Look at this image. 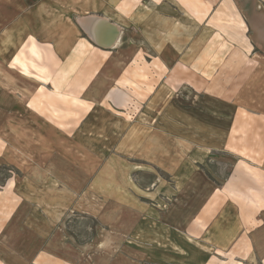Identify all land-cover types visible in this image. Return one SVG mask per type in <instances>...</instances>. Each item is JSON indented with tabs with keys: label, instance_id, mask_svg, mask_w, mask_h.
<instances>
[{
	"label": "rangeland",
	"instance_id": "rangeland-1",
	"mask_svg": "<svg viewBox=\"0 0 264 264\" xmlns=\"http://www.w3.org/2000/svg\"><path fill=\"white\" fill-rule=\"evenodd\" d=\"M105 1L0 0L2 67L28 33H35L34 35L39 39L56 41V44L59 42L65 48L75 42L85 43L83 47L82 44H78L77 47L80 49L73 57L81 63L79 68L89 76L98 71L96 79L91 84V86L95 84L92 88L96 91L91 96L88 95L89 92L85 94L86 103L75 97L69 99L63 97L60 101L84 106L86 117L93 124L98 125L97 128H90L91 135L107 136L112 132L121 134L128 127L126 123L137 121L141 126L144 125L146 128L149 126L150 130L169 133L168 147L174 152L175 138L172 136L175 130L191 129L192 124L201 127L199 122L206 121V117L201 112L202 108L214 110L216 103L210 102L208 93H192L186 87L180 88L177 93L178 86L174 85V81L178 74L181 76L186 73L177 74L176 69H172L171 66L189 65L192 71L190 75H194L195 79L206 85V92H212L217 87L232 82L235 73L240 71L237 66L245 67L248 66L250 58L264 57L255 55L254 51L258 49L249 45L251 40L249 22L252 26L257 24L261 28L264 27V19H257L259 16L255 14L264 12V0H231L246 23V30L243 32L235 27L218 25L215 21L221 16L219 12L230 14L229 8L223 5L226 0L212 2L210 0H121V3L130 10L133 7L142 10L137 12L140 16L138 22L133 18V21L121 29L110 54L101 51L108 49L99 48L82 25V21L88 16L85 11L100 8ZM118 1L111 0L114 3ZM161 1L167 3L165 7L168 9L164 7L160 9L159 5H155ZM161 12L169 17L158 16L157 13ZM244 21L240 23L244 25ZM9 32L11 38L7 39ZM259 34L261 37H257L258 42L263 44L264 31ZM240 39H244L243 42H240ZM88 42L94 46L92 47ZM35 44L36 41L26 40L25 45L18 51V56L29 60L27 66L36 72L41 69L38 66L35 68L34 65L44 66L46 70L42 75H49L48 78L44 77L48 80L52 72L49 68L51 61L47 50L51 44H43V50L34 49ZM249 71V68L243 69L244 74ZM18 77L21 86H28L27 82ZM120 85L129 88L134 100L131 108L129 105L125 110H113L107 99L103 97V93L110 86ZM43 90L44 85L38 88L39 93ZM112 91L111 95L121 98L120 106H125V102L131 101V96L119 92L116 88ZM9 104V101H5L4 106L7 108ZM11 110L4 111L7 114V124L13 123L8 115ZM180 111L191 115L178 120ZM53 113L60 114L56 110H53ZM196 116L199 122L194 119ZM2 120L3 118L0 117V125ZM28 122V119H23L21 123L23 130L16 134V137L15 133L11 134L9 131L3 135L8 144L14 145L16 141L19 144L23 143L18 155L14 149L6 150L4 140L0 142V262L2 264H135L125 258V255H113L112 247L117 245L118 241L116 236H108L106 230H97L102 242L93 245L96 234L94 231L102 223L100 218L111 216L114 221L118 213L116 207H111L107 212L103 205L106 203L105 194L109 192L66 191V188L82 189L81 182L87 179L78 168L80 151H83L81 146L74 142L71 145V153L68 154L73 157L70 164L63 157H57L50 168L47 160L51 155L56 154V147L48 146L46 139H50L54 131L43 129L30 132L24 128H27L25 123ZM141 126L138 130H142ZM33 142H40L39 146H32ZM115 144L113 140L87 144V153L82 152V155L89 164L90 173L104 163L107 164L108 156L113 155ZM112 157H115V161L110 159V165H123L129 162L128 157L121 159ZM173 157L175 159V155ZM169 158L170 163L174 161L171 160V156ZM39 159L45 160L41 168L35 165V161ZM65 164L67 168L69 165L72 166L68 170V176L52 177L53 174H57L56 170H62ZM216 165L222 167L223 173L230 168L228 163ZM153 174L155 172L151 173L148 170L137 172L134 174V179L138 188L125 191L133 194L134 191L137 192L142 206L161 209L168 202L156 203L147 196L146 187L155 180ZM165 175L168 173L166 172ZM108 177L115 178L116 175L109 174ZM128 211H125L127 216L133 218L132 212L129 214ZM127 255L146 262L144 264L152 262V256L148 252L132 250L127 252Z\"/></svg>",
	"mask_w": 264,
	"mask_h": 264
},
{
	"label": "crops",
	"instance_id": "crops-1",
	"mask_svg": "<svg viewBox=\"0 0 264 264\" xmlns=\"http://www.w3.org/2000/svg\"><path fill=\"white\" fill-rule=\"evenodd\" d=\"M162 3L164 2L155 5H159L160 9H168L165 7L167 3H164V6ZM223 5L229 8L230 14L219 12L221 16L215 20L217 24L238 28L240 32L245 31L246 23L231 0L224 1ZM139 10L142 9H128L121 0L115 3L106 0L100 8L85 11L88 16L84 18L82 25L89 35L90 32L96 33L102 26L106 29L107 24L114 25L119 33L133 18L138 22ZM157 14L160 17H169L164 12ZM255 14L259 16L257 19H264L263 11ZM241 21L245 24H241ZM102 22H105L106 26ZM249 25V45L258 49V52L254 51L255 55L264 56V43L258 42L261 37L259 33H263L264 27L261 28L257 24L252 26L251 22ZM27 40L36 41L34 49L37 50H43V44H51L47 52L50 55L49 68L52 73L47 80L44 77L48 78L49 75H42L46 70L44 66L34 65L35 68L38 66L41 69L36 72L27 66L29 60L18 56V53L11 61V66L36 76L40 82L27 79L9 69L8 63L3 67L0 63V117L3 118L0 125V142L8 131L15 133V137L21 133V123L23 119H28L25 130L54 131L50 139H46L48 146L56 147V154L47 160L50 168L57 157H63L70 164L73 157L68 154L71 153V145L74 142L81 146L83 151H80L78 168L87 179L81 182V190L66 188V191L109 192L105 194L106 203L103 205L107 212L111 207L118 210L114 221L111 216L100 218L102 223L94 231L96 234L93 245L102 242L97 230L103 229L107 231L108 236H116L118 241V246L115 244L112 247L113 255H125V258L135 264L146 262L127 255V252H148L152 256V262L147 264H264V57H253L249 59L248 66H237L240 71L235 73L232 82L223 84L224 86L221 85L212 92H206V85L195 79L194 75H190L192 71L189 65L171 66L176 69L177 74L186 73L181 76L178 74L176 80L174 79V85L178 86L177 93L180 88L186 87L192 93H208L210 102L216 103L214 110L202 108V115L206 117L204 123L199 122L197 116L194 118L201 123V127L192 124L191 129L175 130L172 136L175 138L173 152L172 148L168 147L169 133L150 130L149 126H141L137 121L126 123L128 127L121 134L112 132L107 136L91 135L90 128H97L98 125L86 117L84 106L60 101L63 97H75L85 102V94L89 92L88 95L91 96L96 91L92 88L95 84H91L98 71L89 76L79 68L81 63L73 57L80 49L77 46L82 44L81 41L65 48L52 40ZM243 40L240 39V42ZM115 44L116 42L105 47L108 50H100L108 54ZM96 45L105 49L97 42ZM245 68L250 69L246 74L243 72ZM18 76L27 82L28 86H21ZM41 85H44V90L39 93L38 88ZM113 88L131 96L126 86H110L103 93L110 108L125 110L129 105L131 108L133 96L131 101L125 102V106H120L121 98L111 95ZM5 101L10 102L7 108L4 106ZM6 109H12L7 112L13 123L7 124V114L4 113ZM53 110L60 114L53 113ZM187 115L191 113L180 111L178 120ZM140 126L142 130H138ZM109 140L116 142L113 155L108 156L106 165L104 163L90 173L89 164L83 159L82 152L87 153L89 143H104ZM3 142L6 143V150L14 149L16 155L23 148L22 142L19 144L16 141L14 145L8 144L7 139ZM39 143L33 142L32 146H39ZM172 155H175V159ZM112 156L118 159L128 157L129 162L110 165V159L115 161ZM170 156L171 160H174L171 163ZM226 156L229 158H225ZM220 163H228L229 170L223 173L222 167L216 165ZM43 164L44 159L35 161V165L40 168ZM68 168L65 164V167L56 170L57 174L52 177L68 176V170L72 166L69 165ZM143 170L155 172V180L146 187V191L150 200L156 203L168 202L161 209L144 207L137 192L134 191L133 194L131 191H125L138 188L134 174ZM63 172L65 174H62ZM166 172L169 176L165 175ZM109 174L116 177H108ZM125 211L129 214L132 212L133 218L128 217Z\"/></svg>",
	"mask_w": 264,
	"mask_h": 264
},
{
	"label": "water",
	"instance_id": "water-1",
	"mask_svg": "<svg viewBox=\"0 0 264 264\" xmlns=\"http://www.w3.org/2000/svg\"><path fill=\"white\" fill-rule=\"evenodd\" d=\"M103 24L105 22H102ZM105 25V24H104ZM106 26V25H105ZM102 26V28L97 29V34H95L94 40L98 43V45L102 47H109L112 43L115 42V38L117 37L118 30L112 24H107V27ZM105 42V43H104Z\"/></svg>",
	"mask_w": 264,
	"mask_h": 264
},
{
	"label": "bare ground",
	"instance_id": "bare-ground-1",
	"mask_svg": "<svg viewBox=\"0 0 264 264\" xmlns=\"http://www.w3.org/2000/svg\"><path fill=\"white\" fill-rule=\"evenodd\" d=\"M95 34L96 33H92V32H90V35L92 36V38L94 39L95 38ZM11 35H10V32H9V34L6 36L7 37V39H10L11 37H10ZM29 38H36L35 37V35L33 34V33H28L26 36H25V38L21 41V43L18 45V48H17V50H16V52L12 55V57H11V59L7 62L8 64V68L9 69H11V70H13V71H15V72H17L18 74L20 73L23 77H25V78H27V79H31L32 81H39L40 82V79L39 78H37L36 76H32V75H30V74H28V73H25V72H23V71H20V70H16L13 66H11V61L16 57V55H17V53H18V51L20 50V48H22L24 45H25V43H26V40L27 39H29ZM105 43V42H104ZM42 86V85H41ZM40 86V87H41Z\"/></svg>",
	"mask_w": 264,
	"mask_h": 264
}]
</instances>
